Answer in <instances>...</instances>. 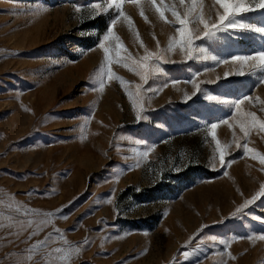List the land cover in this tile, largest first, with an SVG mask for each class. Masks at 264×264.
<instances>
[{"label": "rangeland", "instance_id": "rangeland-1", "mask_svg": "<svg viewBox=\"0 0 264 264\" xmlns=\"http://www.w3.org/2000/svg\"><path fill=\"white\" fill-rule=\"evenodd\" d=\"M93 2L0 0V213L13 220L29 218L6 207L9 197L42 212L68 205L62 213L67 219L55 218L54 226L73 244L86 236L93 241L71 264H173L174 260L175 264H221L223 246L213 244L210 236L232 239L228 250L236 259H229L228 264H264V242L246 238L264 233V224L252 219L264 218V199L250 205L244 214L232 216L264 183L259 160L251 153L241 158V151L232 144L228 149L231 156L226 155V159H234L227 168L229 175H223L218 154L217 170H213L210 160L215 141L205 125L228 118L231 110L203 98L185 103L182 91L191 93V85L181 83L182 91H177L170 81H183L195 71L201 73L199 80L220 76L216 84L202 87L223 99L244 94L264 99V85L257 87L256 78L248 75L230 76L225 84L224 72L236 71L235 66L211 61L182 63L176 54L171 59L177 63L163 65L167 75L150 79L145 86L156 88L165 80L169 82V87L146 104L148 121L137 122L118 81L107 82L102 93L89 90L98 87L90 77L104 54L98 47L82 54L92 49L100 36L82 38L81 29H98L103 34L114 15L109 9L89 19ZM77 5L82 7L80 13L74 11ZM141 6L147 22L131 3L124 4V11L150 51L156 50L157 40L165 47L174 34L173 26L159 21L146 3ZM203 10L206 17L223 11L214 0H203ZM166 15L171 19L170 13ZM244 22L264 24V11L246 14ZM114 31L133 55L144 54L123 21ZM203 45L210 54L226 58L258 50L264 46V38L251 32L234 36L230 31ZM112 67L126 81L140 83L128 69L115 63ZM248 70L245 68V73ZM242 107L264 118L259 106ZM233 131L241 135L238 127L219 125L217 139L222 145L231 143ZM262 136L253 131L249 148L264 154ZM136 138L155 146L146 159L136 155L145 150L144 144L132 142ZM137 159L140 166L133 168ZM108 199L113 203L108 204ZM0 222L9 223L7 219ZM202 226L206 227L200 231ZM52 230L49 225L24 243L28 232L17 239L9 235L15 228L0 229V264H19L26 255L24 250ZM198 231L192 246L199 244L200 250L186 260L181 246ZM39 259L34 256L24 264H37Z\"/></svg>", "mask_w": 264, "mask_h": 264}, {"label": "snow or ice", "instance_id": "snow-or-ice-1", "mask_svg": "<svg viewBox=\"0 0 264 264\" xmlns=\"http://www.w3.org/2000/svg\"><path fill=\"white\" fill-rule=\"evenodd\" d=\"M131 3L139 9V14L147 22L148 17L145 15L144 7L142 3H146L150 9L154 11L159 21L165 24L171 25L174 28V34L169 36L168 42L165 47L161 48L160 42L156 41V50L150 51L141 40L139 32L135 29L132 18L124 11V4ZM215 5H219V8L223 11L216 10L209 16H205L203 10V0H176L175 3H165V0H103L101 2H94L91 4L89 19H95L101 14H106L109 9L113 10V18L110 19L109 26L105 29L103 34L99 33L98 29H81V37L85 38L87 35L96 34L100 36L97 44L92 49L84 50L82 54H86L87 51L95 50L97 47L103 50V61L99 68L94 71L90 80L93 83H98V87H93L89 90L103 92L107 82L116 80L120 86L124 89L125 94L131 101L132 108L135 111V119L137 122L148 121L149 117L145 114L146 104L151 103L152 96L159 95L164 88L169 87L168 80L156 88L149 85L150 79H155L161 75H167L163 67L165 64L177 63L172 60L173 55L179 54L181 56L180 62L196 61L205 62L211 61L215 65H233L236 67V71H225L223 74L224 83H229L230 76H252L256 78V86L264 85V46L252 53H233L229 57L221 58L217 55L209 53L207 47L203 45L204 41H217L222 34L232 32L234 36H239L241 32H251L259 34L264 38V24L253 25L244 22V16L248 13L255 12L257 10L264 11V0H214ZM47 11V8L40 9ZM76 13L82 11V7L77 5L74 7ZM166 13L171 14V19L168 18ZM215 16V19L212 18ZM84 22V18H81ZM123 21L127 26L129 32L133 35L135 43L139 44V48L143 49V55L137 52L133 55L132 52L124 45L121 37L114 31L117 23ZM153 39H156L153 34ZM79 47V46H77ZM123 53V55H122ZM118 64L121 67L128 69L139 77L140 83H134L126 81L124 77L117 75L113 71V64ZM248 68V72L245 73L244 69ZM214 70V69H213ZM201 73L199 71L191 72L188 78L183 81L178 79H171V86L176 88L177 91H182L178 85L181 83L185 85H191L192 91H182L183 102L194 101V98H203L206 101L214 102L216 105H223L231 110V115L228 118H221L218 122L206 123L208 135L215 141L214 154L210 160L213 170H217L215 166L216 154H218L220 169H224L223 175L228 176L229 172L227 168L231 167L234 163L233 158L226 159L227 156H231L228 149L232 144H235L236 149L241 151V158L252 154L253 159H258L264 171V154L249 148V137L253 131L257 134H264V118L257 115V111L245 110L244 105H248L252 108L258 107V111L264 113V99L253 94H244L241 98L237 99H223L220 95L212 94L209 89L202 87L206 84H216L221 80L220 76L216 77V80H199ZM151 93V95H149ZM231 121V122H230ZM87 123V121H85ZM219 125H227L229 128H239L237 135L233 131V138L231 143L221 144V141L217 139V129ZM264 138V136H262ZM123 139V137H122ZM241 141H244L241 143ZM135 144H144L145 150L137 152L136 155L139 158L146 159L149 153L155 150V146L151 144H145L143 139L136 138L132 141ZM140 160L137 159L136 163L132 167H139ZM191 166V165H189ZM130 170V169H129ZM161 182L164 179L163 173L160 175ZM115 189L110 192V196L113 195ZM30 194V193H29ZM264 199V183L260 185L258 191H256L251 198L245 199L244 202L239 205L232 213L233 217L238 214H244L245 210L250 205H254L258 200ZM9 203L6 207L10 210H14L16 213L29 217L23 220H13L11 216L5 217L0 213V221L7 219L9 223L6 225L0 222V229L5 227L15 228L16 231L10 232L9 235L20 238L23 233L28 232L27 238L24 243L31 240L33 237L39 236L49 225L53 226V230L48 232L42 240H37L24 250L26 255L22 257V261L19 264H24L26 261H32L34 256H39L40 259L37 264H71L74 258L79 257L82 252L93 241L89 237H85L82 242L73 244L67 240L64 231L54 226V219L61 218L67 219V215H63V207L56 211L42 212L39 209H31L20 202L15 201L13 197H9ZM72 202H69V205ZM108 204H112L113 200L108 199ZM0 204L3 201L0 200ZM117 215L119 211L115 210ZM252 219L264 224V218L259 216H253ZM79 223V222H77ZM104 221H98V224H103ZM202 226L201 230H203ZM29 229L31 231L29 232ZM198 231L194 236L181 247L185 249L182 252L184 259H190L196 256L200 250V245L192 246V241L197 239L200 235ZM250 241H262L264 242V233L261 234H249L246 237ZM213 244H219L223 246V249L219 253L221 256V264H228V260H235L236 257L228 250L233 242L232 239L217 238L215 236L208 237ZM240 239V238H236ZM12 241H9L11 243ZM59 246L53 247L57 244ZM203 243V241H201ZM147 250H145L146 252ZM12 255H16L13 253ZM175 264V260L173 261Z\"/></svg>", "mask_w": 264, "mask_h": 264}]
</instances>
